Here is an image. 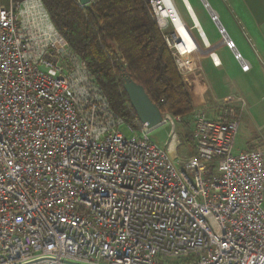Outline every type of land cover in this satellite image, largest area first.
Masks as SVG:
<instances>
[{
	"label": "built area",
	"instance_id": "1",
	"mask_svg": "<svg viewBox=\"0 0 264 264\" xmlns=\"http://www.w3.org/2000/svg\"><path fill=\"white\" fill-rule=\"evenodd\" d=\"M149 7L181 75L199 86L176 2ZM226 102L232 114L220 118L206 105L186 120L162 114L171 129L162 147L147 125L114 112L41 0H9L0 8V264H264V150L236 149L247 102ZM183 122L192 152L177 133Z\"/></svg>",
	"mask_w": 264,
	"mask_h": 264
},
{
	"label": "trees",
	"instance_id": "2",
	"mask_svg": "<svg viewBox=\"0 0 264 264\" xmlns=\"http://www.w3.org/2000/svg\"><path fill=\"white\" fill-rule=\"evenodd\" d=\"M22 3L25 0H13ZM51 22L71 50L83 60L107 95L114 112L138 129V117L124 91L123 76L145 88L162 114L188 119L193 100L173 52L165 42L149 0H41ZM181 140L194 150L192 135Z\"/></svg>",
	"mask_w": 264,
	"mask_h": 264
},
{
	"label": "crops",
	"instance_id": "3",
	"mask_svg": "<svg viewBox=\"0 0 264 264\" xmlns=\"http://www.w3.org/2000/svg\"><path fill=\"white\" fill-rule=\"evenodd\" d=\"M199 1L202 5V9L206 11L201 12L202 14L204 13L201 17L194 7L196 6V8L200 10L196 0H181L191 26L197 28L195 23L196 20L206 40L202 38L204 41L202 40L203 44L201 43V45H198L196 41L192 40L189 43V49L193 55L194 63L199 66L202 76L198 80L201 83L199 86H190V83H188L187 88L191 93L197 91L199 88L201 97L207 104L213 103L211 102L212 98L215 99L213 100L215 104L218 102L216 101L218 98L215 94H206L207 90L211 91V89L204 78L203 63L206 64L208 62L210 67L221 70V68L224 69L225 65H228L225 63L228 62V57L236 61L234 51L229 50L226 46V40L229 38L235 45V52L237 51L243 60L250 66L247 73L251 74V77L248 78L247 86H245L247 92L246 94L243 93V96H246L248 101V110L246 109L244 114H248V112L251 111V117L253 115L255 117V113L260 105L259 100L264 98V94L261 96V93L264 92V0ZM188 7L190 9H188ZM214 16L216 17V21L213 20ZM203 18L204 23L201 21ZM191 30L192 27L190 28L189 26L184 30L183 35L188 39L192 38L190 34ZM210 55L212 58H217L220 66L216 67L213 65ZM238 63L240 65V62ZM240 71H242L241 65ZM218 73L222 81H226V78L229 77V71L227 70ZM199 97L200 96L197 95L195 99H199ZM256 140V136L255 138L252 137V139L247 142L246 149H241L239 151L250 150L251 146L256 145Z\"/></svg>",
	"mask_w": 264,
	"mask_h": 264
},
{
	"label": "rangeland",
	"instance_id": "4",
	"mask_svg": "<svg viewBox=\"0 0 264 264\" xmlns=\"http://www.w3.org/2000/svg\"><path fill=\"white\" fill-rule=\"evenodd\" d=\"M196 2L198 4V7L200 10H198L196 8V6H194V7L198 11V13L201 17L204 14V13L202 14L201 12H206V11H205V9H202V5L200 4L199 0H196ZM8 5H9V0H0V8H2V7L7 8ZM176 5H177L182 17L185 19V21L187 23V27L188 26L190 28L192 27V30L190 31V34L192 36L191 40L196 41V43L198 45H201V43L203 44L202 38H201L198 30L196 28H193L195 26H191L189 19H188V16H187V13L185 12V9L182 5L181 0H176ZM194 5H195V3H194ZM201 21H203L202 23H204V18ZM227 60H228V62H225V63L228 65H225L224 69L221 68V70L218 68L210 67V64L208 62L206 64L203 63L204 64V67H203L204 78L207 81V84L209 85V87L211 89V91L207 90L206 94H210V93L215 94L216 97L218 98L216 100L219 103L218 105L215 104V102L213 101L215 99H213V98L211 99L212 100L211 102H213V103L207 104L205 102V100L201 97V92H199L200 91L199 88L195 92H192V93L189 92L191 97H192V100H194L193 101V109H195V108L196 109H199V108L202 109L206 105L209 108L207 111L209 112L208 115L211 118L223 117V115H225L228 111H230V113L232 114L230 107L226 106V105H229L226 102V100L229 97H243L246 100V102H248L246 99V96H243V95L246 94V92H247V89L245 88V86H247V80H248V78L251 77V74L244 73V72L240 71V65L238 63L239 61L236 60L237 61V63H236V61H234L231 57H228ZM238 65H239V68H238ZM223 70L229 71V74H228L229 77L226 78V81L225 80L222 81V78H220L221 76L218 75L219 74L218 72H221ZM196 71H197L196 72L197 76L199 75L201 78L202 72L200 71V68L198 65H196ZM185 76L182 75V77L186 83V86L188 83H190V86H193L194 83H196L195 82L196 80L189 79V76H186V77ZM200 84H201L200 81H198V85H200ZM263 94H264V92L261 93V96ZM195 95L200 96L199 99H195V97H196ZM259 102H260V105L258 106V109L255 113V117H254V115L251 117V115H250L252 113L251 111L248 112V114L247 113L244 114L245 110L248 108L247 106H246L245 110L241 112V117L243 116V114H244V116H243L242 122L240 124L239 133H238V137L236 140V146H235L238 151L241 149H246L245 147H246L247 142L249 140H251L252 137L255 138V136L257 137L256 145L251 146L250 150L257 149V148H262L264 150V98L259 100ZM240 111L237 109H234L235 114H238V112H240ZM170 130L171 129L168 126L156 127L155 129L151 130V137L154 140V142H156L160 146L164 147L169 140ZM177 130H178L177 133L179 135L180 140L182 138H184L186 136V134L188 133V131L186 129H184V127L183 128L178 127ZM124 133L129 135V136L132 135L131 132H129L127 130H124ZM138 133L140 134V132H138ZM189 134H190V132H189ZM183 142H184V140L183 141L181 140L182 147L188 148V146H186L187 143L184 142L186 144L185 145ZM242 151H245V150H242ZM181 154H183V153L178 152V155H181Z\"/></svg>",
	"mask_w": 264,
	"mask_h": 264
},
{
	"label": "water",
	"instance_id": "5",
	"mask_svg": "<svg viewBox=\"0 0 264 264\" xmlns=\"http://www.w3.org/2000/svg\"><path fill=\"white\" fill-rule=\"evenodd\" d=\"M78 2L82 7L90 4V0H78ZM227 40L230 39L227 38ZM123 80L124 91L126 92L130 103L137 114L139 122L147 125V128L150 130L159 127L163 123L162 112L160 108L152 102L146 93L145 88L134 82L126 73L123 76Z\"/></svg>",
	"mask_w": 264,
	"mask_h": 264
},
{
	"label": "bare ground",
	"instance_id": "6",
	"mask_svg": "<svg viewBox=\"0 0 264 264\" xmlns=\"http://www.w3.org/2000/svg\"><path fill=\"white\" fill-rule=\"evenodd\" d=\"M173 0H171V2H172ZM175 1V0H174ZM188 9H190L189 7H188ZM166 14L167 15H169V13L168 12H166ZM172 17H173V19H174V21H175V24H176V26L179 28V35H183V33H184V30H185V26L183 27V21H182V19L180 20V18L176 15V14H173L172 13ZM195 23H196V27L198 26V23H197V21L195 20ZM181 27H183V28H181ZM197 28H199V27H197ZM200 30V29H199ZM203 33V32H202ZM201 36H202V38L205 40V37L203 36V34H201ZM206 41V40H205ZM189 49V48H188ZM190 50V49H189ZM214 59L218 62V64H219V61L217 60V58H215L214 57Z\"/></svg>",
	"mask_w": 264,
	"mask_h": 264
}]
</instances>
